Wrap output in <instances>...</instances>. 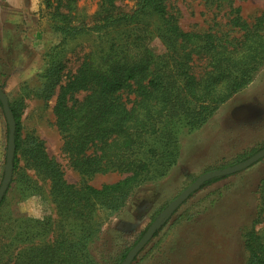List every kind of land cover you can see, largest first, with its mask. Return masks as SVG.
<instances>
[{"label":"trees","instance_id":"trees-1","mask_svg":"<svg viewBox=\"0 0 264 264\" xmlns=\"http://www.w3.org/2000/svg\"><path fill=\"white\" fill-rule=\"evenodd\" d=\"M45 1L61 38L44 52L36 94L43 100L55 94L54 125L74 170L83 176L114 171L122 177L99 187L68 183L42 141L20 138V112L9 102L15 123L13 171L24 142L23 155L48 180L60 220L50 231L48 217L15 219L11 240L0 234V264H120L136 242L125 246L113 240L116 247H103L93 257V233L85 223L102 212H120L136 188L175 163L178 141L170 127H199L264 67V11L247 23L238 9L232 10L228 23L238 35L229 38L212 30H183L168 0H135L130 10L117 4L122 0H91L98 8L89 20L75 12L77 0ZM84 36L94 37L93 48L80 54L70 71L66 52L71 41ZM154 40L162 50L152 47ZM196 60L203 61L199 72ZM259 187L264 188V178ZM260 211L258 206L241 234L245 264H264V237L255 230ZM64 219L77 228L65 229ZM49 232L50 239H35ZM15 242L20 246L13 254Z\"/></svg>","mask_w":264,"mask_h":264},{"label":"rangeland","instance_id":"rangeland-1","mask_svg":"<svg viewBox=\"0 0 264 264\" xmlns=\"http://www.w3.org/2000/svg\"><path fill=\"white\" fill-rule=\"evenodd\" d=\"M21 1L28 11L25 26L22 29L9 25L6 35L9 45L14 39L23 41L20 42L23 62L18 65L22 70L11 64L0 66V88L8 102L20 112V138L42 141L46 153L59 162L68 183L78 185L84 181L99 187L117 181L122 175L114 171L83 176L70 166L62 150L61 135L54 125L55 94L46 100L36 94L37 74L43 68L44 52L61 37L53 28L51 9L46 7L45 0ZM134 3L135 0L117 2L124 10H130ZM5 4L0 0V5H4L0 10H9ZM167 7L185 31L212 30L230 38L238 35L228 23L230 12L238 9L241 18L252 23L264 11V0H168ZM97 8L95 1L75 2V12L85 20H89ZM33 36L36 40L42 37L41 42L34 41ZM94 37L71 41L65 55L68 70L74 71L80 61L79 55L93 48ZM151 45L157 51L162 50L157 40ZM13 52L8 49L7 59L13 61ZM202 62H194L196 72L202 69ZM16 69L18 72H14ZM179 128L170 127L178 141L175 163L164 174L136 188L123 210L102 212L85 223L93 233L90 252L93 257L103 247L104 250L116 247L113 240L125 246L137 242L167 204L201 174L229 166L264 147V67L202 125L190 131ZM7 136V123L0 105V182ZM25 146L22 142L17 153V167L0 203V234L5 238L9 235L10 240L18 226L15 219L48 217L53 221L50 231L60 220V212L49 192V182L27 163L23 155ZM262 178L264 157L239 172L199 187L156 229L130 264H245L247 253L241 234L255 218L258 206L261 208L260 222L255 224V230L264 237V188L259 187ZM63 223L65 229L77 228V223L71 219H64ZM51 236L49 232L46 237L36 236L35 239L46 240ZM19 246L18 242L13 243L11 252L15 254Z\"/></svg>","mask_w":264,"mask_h":264},{"label":"water","instance_id":"water-1","mask_svg":"<svg viewBox=\"0 0 264 264\" xmlns=\"http://www.w3.org/2000/svg\"><path fill=\"white\" fill-rule=\"evenodd\" d=\"M0 104L7 123L8 136H7V146H6V160L3 172V177L0 182V202L11 182L13 173V156L15 151L14 145V118L8 104L7 95L0 88ZM264 157V147L255 152L253 155L233 164L230 166H225L221 169L205 172L193 180L189 185H187L176 197H174L160 213L158 219L152 222L141 238L130 248L124 259L120 264H130L138 252L145 246V244L151 239L156 229L176 210V208L195 190H197L205 181L212 177L230 175L239 172L253 163L257 162Z\"/></svg>","mask_w":264,"mask_h":264},{"label":"crops","instance_id":"crops-1","mask_svg":"<svg viewBox=\"0 0 264 264\" xmlns=\"http://www.w3.org/2000/svg\"><path fill=\"white\" fill-rule=\"evenodd\" d=\"M4 1L6 3L5 8H9V10L8 9L6 11L0 10V57L2 58L0 59V66L4 65L6 67L7 64H11L15 68L22 70V68H18V65H21V63L23 62V55L21 53V50L23 48L21 43L23 41L19 40L21 42L20 43L18 42V40L14 39L12 41V44L10 42L9 45L6 34L8 33L7 27L9 25L14 26V28H22V29L24 28L26 17H28L27 16L28 11L24 5V2H22L21 0H4ZM3 6L4 5H0L1 8ZM8 11H10V13ZM35 36H33V40L41 42L42 37L36 40ZM30 37H31L30 40L32 41V36ZM8 49H12L14 51L13 61L12 59L11 60L7 59L8 54L6 52L8 51ZM17 69L14 72H18Z\"/></svg>","mask_w":264,"mask_h":264},{"label":"flooded vegetation","instance_id":"flooded-vegetation-1","mask_svg":"<svg viewBox=\"0 0 264 264\" xmlns=\"http://www.w3.org/2000/svg\"><path fill=\"white\" fill-rule=\"evenodd\" d=\"M3 92H4V91H3ZM4 93H5V92H4ZM8 103H9V102H8ZM0 105H1V104H0ZM2 112H3V111H2ZM7 129H8V128H7ZM262 148H263V147H262ZM256 152H257V151H256ZM252 155H253V154H252ZM250 156H251V155H250ZM248 157H249V156H248ZM246 158H247V157H246ZM244 159H245V158H244ZM261 159H262V158H261ZM241 160H242V159H241ZM258 161H259V160H258ZM232 165H233V164H232ZM229 166H230V165H229ZM224 176H226V175H224ZM146 229H147V228H146ZM143 234H144V233H143ZM154 234H155V232H154ZM154 234H153V235H154ZM140 238H141V237H140ZM140 238H139V239H140ZM151 238H152V237H151ZM129 250H130V249H129ZM125 256H126V255H125ZM133 260H134V259H133Z\"/></svg>","mask_w":264,"mask_h":264}]
</instances>
